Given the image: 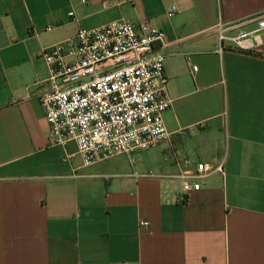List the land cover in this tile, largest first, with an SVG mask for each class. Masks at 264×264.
<instances>
[{
    "label": "crops",
    "instance_id": "obj_1",
    "mask_svg": "<svg viewBox=\"0 0 264 264\" xmlns=\"http://www.w3.org/2000/svg\"><path fill=\"white\" fill-rule=\"evenodd\" d=\"M261 10L264 0H0V264H264V33L257 50L220 49L216 29ZM142 19L165 33L169 137L84 165L73 141L49 139L40 52L78 26ZM185 160L223 172L184 193Z\"/></svg>",
    "mask_w": 264,
    "mask_h": 264
},
{
    "label": "built area",
    "instance_id": "obj_2",
    "mask_svg": "<svg viewBox=\"0 0 264 264\" xmlns=\"http://www.w3.org/2000/svg\"><path fill=\"white\" fill-rule=\"evenodd\" d=\"M176 11L171 3L167 15ZM216 29L220 49L229 45L257 50L263 44L264 10L233 22H218ZM164 35L148 19L115 20L78 26L70 36L43 48L40 55L48 74L39 102L50 141L62 146L73 141L82 163L88 165L167 139L162 114L171 98L164 75L165 53L157 48ZM71 156L66 152L62 159ZM212 172H223L221 164L185 160L177 176L188 193L199 189Z\"/></svg>",
    "mask_w": 264,
    "mask_h": 264
}]
</instances>
